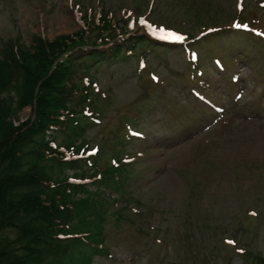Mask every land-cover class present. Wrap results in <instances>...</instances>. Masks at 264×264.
<instances>
[{"label":"rangeland","instance_id":"1","mask_svg":"<svg viewBox=\"0 0 264 264\" xmlns=\"http://www.w3.org/2000/svg\"><path fill=\"white\" fill-rule=\"evenodd\" d=\"M259 1L0 0V56L17 37L32 46L35 35L75 34L81 16L101 8L127 32L110 42L121 47L116 55L103 43L97 58L91 47L77 51L84 71L76 85L88 91L81 141L95 154L87 160L84 150L75 165L97 172L90 181L103 171L101 179L113 182L86 183L105 199L109 248L92 264H256L251 255L264 257V48L236 47L230 60L218 47L231 38L215 33L245 21L259 36ZM152 26L155 37L143 30ZM170 29L182 39L160 40ZM205 29L214 36L191 39ZM17 116L31 119L32 107Z\"/></svg>","mask_w":264,"mask_h":264},{"label":"trees","instance_id":"2","mask_svg":"<svg viewBox=\"0 0 264 264\" xmlns=\"http://www.w3.org/2000/svg\"><path fill=\"white\" fill-rule=\"evenodd\" d=\"M117 28L101 12L97 18L85 16L75 34L53 39L35 35L32 46L20 44L17 37L7 56H0V264H92L96 255L108 254L105 200L86 187L97 172L78 171L75 165L85 148L80 109L88 93L87 86L76 85V74L84 71L77 51L107 44ZM218 33L231 38L224 48L233 51L261 44L244 30L224 28ZM110 46L112 55L119 53L117 42ZM92 55L103 56L95 49ZM25 106L32 107V118L19 121ZM55 134L62 139L61 147L52 144ZM102 173L91 182L112 186L101 179ZM251 258L264 264L260 255Z\"/></svg>","mask_w":264,"mask_h":264},{"label":"snow or ice","instance_id":"3","mask_svg":"<svg viewBox=\"0 0 264 264\" xmlns=\"http://www.w3.org/2000/svg\"><path fill=\"white\" fill-rule=\"evenodd\" d=\"M237 27H240L239 25H237ZM170 36H174L177 39H182V37L176 36L175 33H169ZM231 243V242H230Z\"/></svg>","mask_w":264,"mask_h":264}]
</instances>
